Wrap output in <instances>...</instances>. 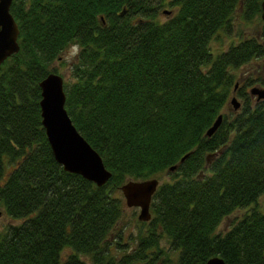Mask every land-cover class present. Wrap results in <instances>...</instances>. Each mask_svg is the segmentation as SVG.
I'll list each match as a JSON object with an SVG mask.
<instances>
[{"label": "trees", "instance_id": "trees-1", "mask_svg": "<svg viewBox=\"0 0 264 264\" xmlns=\"http://www.w3.org/2000/svg\"><path fill=\"white\" fill-rule=\"evenodd\" d=\"M261 1L12 0L20 47L0 64V204L22 220L0 230V264H264V97L251 76L222 111L238 69L264 58ZM237 17L260 28L214 50ZM74 47L65 107L111 171L101 185L63 168L41 122L39 81ZM163 173L134 244L118 232L111 246L121 184Z\"/></svg>", "mask_w": 264, "mask_h": 264}, {"label": "water", "instance_id": "water-1", "mask_svg": "<svg viewBox=\"0 0 264 264\" xmlns=\"http://www.w3.org/2000/svg\"><path fill=\"white\" fill-rule=\"evenodd\" d=\"M11 2L12 0H0V64L20 47L19 27L10 11ZM261 18L264 20V0L261 1ZM39 85L41 122L55 159L65 170L79 173L98 185L105 183L111 171L105 166L100 153L84 138L69 116L65 107L66 93L62 75L49 72L39 81ZM251 92L257 94L258 98L264 97V87L253 86ZM230 102L234 108L239 106V101L234 95ZM221 120L222 113H219L206 130V134L210 135L215 131ZM175 168L176 165L170 167ZM158 184L159 179L155 177L128 179L121 184L120 189L126 205L139 207L140 220L150 218V202ZM206 264L226 263L221 256L214 255L207 259Z\"/></svg>", "mask_w": 264, "mask_h": 264}, {"label": "rangeland", "instance_id": "rangeland-1", "mask_svg": "<svg viewBox=\"0 0 264 264\" xmlns=\"http://www.w3.org/2000/svg\"><path fill=\"white\" fill-rule=\"evenodd\" d=\"M166 15H167L166 13L161 12V14L159 15V18L164 19L166 18ZM235 25H236L235 26L236 30L234 33L232 32L231 34L223 36L224 37L223 40H218V39L212 40L211 44L214 50H218L219 48H225L226 46H228L231 40H235L238 37L239 33L241 35H247V34L254 33L256 30L260 28V21L254 19L252 22H248V21H243L240 17H237L235 20ZM76 49L77 48L74 47V48H69V49L64 50L62 52V56L60 57V59L57 58L52 62V65L56 66L59 73L63 75L64 80H67L69 78V72H70L69 67L72 61L74 60V54H75ZM238 73L239 75L235 79L236 80L235 82L236 84L234 88L235 90H233L231 97L234 95L237 100L238 99L241 100V97H239L236 94L237 85L239 83H243L245 81L246 76L252 77L253 81L251 83V86L260 85V83L257 81L259 77L264 79V58L258 57V58L253 59L246 65L241 66L238 69ZM261 85L264 86V83H262ZM251 86L246 85L245 87L247 88V90H249ZM232 109H234L232 107V104L228 102L222 111L224 113H230ZM169 178H171L169 173H163L161 177H159V181H162V179H169ZM120 194L125 203V198L121 190H120ZM258 202L259 204L264 203V195L259 198ZM138 212H139L138 206H127L125 204V208L122 213V216L120 220L117 222L114 230L112 231L110 235V238L113 243L111 246L115 244L114 238L118 237L117 236L118 232L121 235V237L120 238L118 237V238L122 243L125 242L126 243L125 245L127 246L134 244L135 242L134 238L137 235V232L139 231V229L142 228L143 226L140 222V219L138 218ZM240 214H242V209H236L230 214H228L227 216H225L222 219V221L219 223V225L217 226V230L219 231L226 230L228 226L232 223V221L236 217H238ZM21 220L22 218H16V217L12 218L9 215L5 214L0 204V230L4 229L5 226L9 223H18ZM162 243L164 244V246L167 245V243L164 240H162ZM84 260L87 261L88 259L84 257ZM87 264H90V263L88 262ZM159 264H162V262L159 261Z\"/></svg>", "mask_w": 264, "mask_h": 264}, {"label": "bare ground", "instance_id": "bare-ground-1", "mask_svg": "<svg viewBox=\"0 0 264 264\" xmlns=\"http://www.w3.org/2000/svg\"><path fill=\"white\" fill-rule=\"evenodd\" d=\"M168 11H170V10H168Z\"/></svg>", "mask_w": 264, "mask_h": 264}]
</instances>
